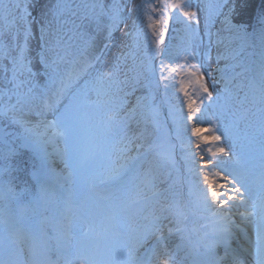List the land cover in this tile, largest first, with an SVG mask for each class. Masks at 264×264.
<instances>
[{
    "label": "snow or ice",
    "instance_id": "snow-or-ice-1",
    "mask_svg": "<svg viewBox=\"0 0 264 264\" xmlns=\"http://www.w3.org/2000/svg\"><path fill=\"white\" fill-rule=\"evenodd\" d=\"M247 7L0 0V264H264V7Z\"/></svg>",
    "mask_w": 264,
    "mask_h": 264
},
{
    "label": "rangeland",
    "instance_id": "rangeland-1",
    "mask_svg": "<svg viewBox=\"0 0 264 264\" xmlns=\"http://www.w3.org/2000/svg\"><path fill=\"white\" fill-rule=\"evenodd\" d=\"M44 2V0H39V3L42 4ZM107 2H110V0H107ZM124 2L128 5V8H132L134 7L135 5L137 4H140L142 2V0H124ZM154 2V1H153ZM192 4H193V7H196L197 5H200V6H203L204 4L207 3V0H191ZM38 11H39V5H37L36 9L34 10V15L35 14H38ZM135 16L134 14L131 15V17L129 18V24H131V20L134 19ZM200 25L198 27V31L201 35H203L204 33V23H203V15H201L200 17ZM146 24H147V20L145 18V24L142 25L141 27L143 28L144 32H147L148 29L146 27ZM219 23H217L215 25V27L212 29L213 32L216 31V28H219ZM179 28L182 30V26H179ZM167 37V36H166ZM126 37L124 36V32L123 30L121 31H116L114 32L113 34V38H112V41L109 42V47L112 48L113 45L117 46L121 51H123L124 49L122 48V44L126 41ZM140 39L141 40H146L145 39V36L142 34L140 36ZM166 39V38H165ZM141 40H139L140 42V46L141 48H144L145 46L142 44ZM167 41V39H166ZM185 42V40H183ZM103 43H104V40H103V36L99 37L96 41V47H97V54H99V51L103 49ZM184 43H182L181 45L178 44L177 47H180L182 46ZM204 45H207V37H204ZM33 47H35V40H33ZM115 50V49H113ZM201 50H203V46L201 47ZM213 56H215V48H213ZM214 67V66H213ZM172 103L176 106H179V100L177 99H173L172 100ZM84 132H85V135L87 136L88 134H90L91 132V129L89 127V121H88V118L85 117V123H84ZM48 151L49 153H52V155L49 157V161L55 168L57 171H59L60 168H62V164H60L58 158L56 157V155L54 154V149H53V146L49 145L48 147ZM23 162H22V171H21V175L23 176V180H28V177H29V174L31 172V167H32V161L30 159V155H24L21 157ZM13 175V174H12ZM21 186H23V184H21ZM177 189H179L177 187ZM255 191H259L258 187L255 189ZM241 211H243V209H241ZM202 221H199L198 219L195 221V223H192L190 222L189 223V227H198L199 223H201Z\"/></svg>",
    "mask_w": 264,
    "mask_h": 264
},
{
    "label": "trees",
    "instance_id": "trees-1",
    "mask_svg": "<svg viewBox=\"0 0 264 264\" xmlns=\"http://www.w3.org/2000/svg\"><path fill=\"white\" fill-rule=\"evenodd\" d=\"M262 7H264V0H248V7L243 12L242 16L239 18L243 20H247L250 14L254 13L256 10L260 11ZM173 24L177 25L176 23ZM178 154L179 151H177V155Z\"/></svg>",
    "mask_w": 264,
    "mask_h": 264
},
{
    "label": "bare ground",
    "instance_id": "bare-ground-1",
    "mask_svg": "<svg viewBox=\"0 0 264 264\" xmlns=\"http://www.w3.org/2000/svg\"><path fill=\"white\" fill-rule=\"evenodd\" d=\"M22 162H23L22 158L18 157L13 161V166L21 169L22 168ZM13 177L15 178V181L17 184L21 185L22 182L24 181L23 176L21 175V171L13 172Z\"/></svg>",
    "mask_w": 264,
    "mask_h": 264
}]
</instances>
